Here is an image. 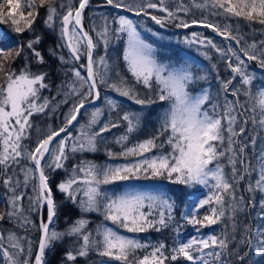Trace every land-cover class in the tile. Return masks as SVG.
Returning <instances> with one entry per match:
<instances>
[{"label":"snow or ice","instance_id":"snow-or-ice-1","mask_svg":"<svg viewBox=\"0 0 264 264\" xmlns=\"http://www.w3.org/2000/svg\"><path fill=\"white\" fill-rule=\"evenodd\" d=\"M6 6L9 10L5 13ZM89 6L90 0H75L74 4L71 0L0 3V23H8L17 34L0 29V183L9 193L0 222H15L27 230L28 226L35 227L30 219L33 212L40 218L35 254L33 242L26 236L14 231L5 236L0 230L3 264H47L46 251L66 237H74L77 245L65 253L66 262L95 252L107 258L101 264H128L137 250L150 249L137 264H169L180 259L189 264H258L253 256L264 258V138L259 135L264 132V86L252 90L255 76L248 71L247 62H257L264 69V41L248 43L237 29L218 20L235 17L249 25H264V0H189L187 4L176 0L175 8L168 5V0H103L102 7L147 18L161 29L169 24L182 29L192 25L210 29L229 42L227 47L197 32L185 42L214 50L228 69L226 78L220 77L215 63L205 69L169 51L171 46L161 42L162 34L144 19L138 22L126 15L109 19L110 14L100 13L102 23L86 30L84 13ZM41 9L46 13L43 22L48 29L56 31L59 21L60 43L50 49V54L62 65H71L50 96L43 95L44 90L53 88L49 73L33 72L30 65L33 59L38 65L45 63L38 50L42 37L34 28ZM193 9L200 11L202 19L181 18ZM141 29L156 39L149 42ZM25 32L32 33L27 41L18 38ZM121 41L122 54L116 60L122 63H114L108 49ZM101 46L103 54L96 52ZM64 48L69 50V59L57 52ZM204 55L212 59L209 51ZM19 59L25 63L17 71L12 65ZM82 59L85 62L79 63ZM212 79L219 84L215 93ZM103 89L140 107L127 109L118 99L106 95L103 99L108 118L102 121L104 111L95 108L74 136L69 129L80 123L78 117L86 105L101 99ZM62 106L68 111L61 113L59 127L35 128L34 116H53ZM148 125L153 127L152 134L129 146L130 137ZM121 126L124 132L115 138L121 151L107 149V155L135 157L134 161L121 165L82 161L72 166L66 179L54 183L53 174L67 171L71 155L98 151L104 134ZM258 140L262 146L257 151ZM141 178L166 180L197 191V186L207 189L202 198L197 196L192 201L190 211L182 218L188 225H198V233L202 228L223 224L221 233L186 241L176 238L171 247L163 241L152 244L121 234L118 229L127 233L172 229L180 236L177 194L166 186L125 184L120 191L104 187ZM29 187L31 195L25 191ZM56 192L82 213H97L103 221L93 231L88 228L90 221L82 216L64 231L56 230ZM188 196H196V192ZM26 198L27 207L23 203ZM206 206L200 217V210Z\"/></svg>","mask_w":264,"mask_h":264},{"label":"trees","instance_id":"trees-1","mask_svg":"<svg viewBox=\"0 0 264 264\" xmlns=\"http://www.w3.org/2000/svg\"><path fill=\"white\" fill-rule=\"evenodd\" d=\"M21 4L24 5L26 3V0H20ZM65 3H68L69 0H64ZM71 2L74 4L75 0H71ZM185 4L189 3V0H184ZM0 3H4V0H0ZM103 5V0H90V6L85 9L84 13V24H85V29L88 30L92 27L93 24L99 25L102 23V21L99 19L100 13H105V14H110L109 19H111L112 16H116L118 14H121L119 10L113 9L110 6L109 7H102ZM168 5L172 8H175L176 6V0H168ZM9 9L7 6L5 7V13ZM25 13L27 12V8H23ZM154 14H159L155 13V10H153ZM46 13L43 9H41L40 17L37 20V23L34 25L35 32L36 34L40 35L42 37L41 43L38 45V50L41 51L42 55L44 56L45 63L43 65H38L35 62V59H33L30 62L31 65V70L33 72H40V71H46L49 73V78L50 81L53 84V88L51 91L49 90H44L43 95L44 96H50L54 95L56 91V87L61 84L62 80L64 79V73L67 69V67H70L71 65H62L61 62L54 56L50 54V49L56 48L57 44L60 43L58 40V35H59V21H57V29L56 31H52L51 29H48L44 25V17ZM18 18V17H17ZM181 18L187 21H191L192 19L200 20L202 19L201 13L199 10L193 9L188 15L181 14ZM141 19H144L145 22L151 26L154 30L162 32V29L158 26L155 25L153 22L150 20H147V18H139L136 17L137 21H140ZM212 20L216 21V17H211ZM218 22L221 24L223 23H228L232 26L233 29L238 30V34L242 35L244 39L248 42L251 43L252 41H256L259 43L260 41H264V25H260L258 23L251 24L242 18H230L229 20H224L223 18H219ZM167 27H175L174 24H169ZM0 29L11 32L13 36H16L14 32H12V29L8 23H0ZM192 32H197V33H202L204 36H207L215 43L218 45H221L223 47H227V44L229 43L228 41H224L222 37L217 35L216 33L212 32L210 29H205L200 25H192L190 28L186 29L185 35H191ZM95 35L94 33H92ZM32 35V33L25 32L22 37H18L19 39L23 41H27V39ZM144 36V35H143ZM146 39L149 40V42H152V39H150L147 36H144ZM180 38H182V35H180ZM200 48H203L199 46ZM123 50V42H118L114 45H112L108 49V53L112 58V62L114 63H122L116 60L118 55L122 54ZM209 51V55L212 57L211 60L207 59L206 57L203 58L207 65L211 67L213 63L217 64V68L219 70V74L221 78H226L228 76V69L225 67L224 63L219 60L218 54L215 53L214 50H206ZM58 54L63 55L65 59H69V50L67 48L64 49H57ZM96 52L99 54L104 53L103 47H99L96 49ZM85 61L82 59L79 63H84ZM25 61L23 59L17 60L13 65V69H16L17 71L19 69H22L24 67ZM248 63V71L251 72L252 70L260 69L258 66L257 62L254 61H249ZM208 69V68H205ZM83 71V70H82ZM216 75L215 72L212 73V76L214 77ZM210 83L213 88V93H215L216 89L219 87L218 81L215 79L210 80ZM253 85H252V90H253ZM110 90L108 89H103L101 92V99H100V104L96 106V108H101L104 111V116L101 117V120L104 121L108 118V111L106 108V105L104 103V95L106 92ZM113 94H116L114 92H111ZM118 95V94H116ZM120 102L127 108V109H138L140 106L134 105L131 101H128L126 98L120 97ZM156 107V106H153ZM95 108H91L87 111L82 112V116L79 117V124H77L73 129L70 131L72 134L75 136L77 132L79 131L80 125L84 124L87 122V120L90 118V113L94 110ZM68 107L67 106H62L53 116H44V115H36L34 116L33 119V124L35 128L39 129H45L49 125L52 126L53 128L59 127L62 123L63 116L61 113L67 112ZM157 111L159 109L157 108ZM155 119V117H153ZM249 128H251V125H249ZM124 132V127L121 126L119 129H113L110 133H105V139L103 140L102 143L98 144V151L96 152H84V153H75L71 155L69 161L67 162V171L60 170L54 173V183H58L64 179L67 178V176L71 173V169L73 165L80 164L82 161L84 162H92L97 165H106V164H111V165H121L128 163L129 161H134L135 157H120L117 156L116 158H109L107 155V149H111L115 153H119L121 151L120 145L115 143V138L120 136ZM153 132V127L152 125H148L146 128H144L141 131H138L137 133H134L130 139H129V146L131 144L135 143L137 140H143L147 138L149 135H151ZM261 136V132L259 133ZM36 138L35 131L32 134V142L34 145ZM257 141V146H258ZM26 144L28 143L27 141L25 142ZM154 152L156 150H153ZM251 155V153H249ZM148 155H151L149 153ZM253 164H255V160H253ZM21 179H22V173H21ZM166 181V180H165ZM168 182V181H167ZM169 183V182H168ZM171 184V183H170ZM244 182H241V188H243ZM172 185V191L173 193L178 194V192H181V194H184V192L188 189L187 187L183 185H176V184H171ZM107 187V186H104ZM109 190H112L110 188ZM27 195H31V188L29 187L28 189L25 190ZM8 190L3 186L2 183H0V211H4L5 207L7 205V200H8ZM244 195H248V193H244ZM55 198L57 201V204L59 206V212H58V218L56 220V223L54 227L58 231H64L66 228L69 227L70 224H72L75 220L81 218L82 216L89 220L90 223L88 225L89 230H95L96 226L100 224V220H103V217L97 213H82L77 205L71 203L70 201H67L64 197L63 194L56 192L55 193ZM257 199H259V195L257 194ZM25 207L28 206V200L27 198L23 201ZM184 201L182 199H177L176 200V219L180 223V236L177 237L176 233L172 229H167L162 232H155L153 230H150L145 233H134L137 236V239H139L141 242H146V243H152L155 244L157 242L163 241L166 245L171 247L173 245L174 239L178 238L180 239L181 234L185 230V228L188 226V224L184 221L182 218L184 214ZM255 211V210H253ZM43 215L46 218V210L43 211ZM30 219L35 221V227L28 226V229L26 230L23 227H20L18 224L15 222L8 223V222H0V230L4 231L5 236L7 235V232L9 231H14L17 233L19 236H26L28 239H30L33 244V253L35 254L36 251V245H37V240L39 236V231H38V226L40 222L39 215L35 212H33L30 216ZM111 223V222H109ZM224 227L223 224H217L213 225L214 233L219 235L221 233L222 228ZM5 246H7L6 241H5ZM76 241L74 237H66L62 242H59L56 244L54 248H52L51 251H46V256L45 259L47 261V264H65L66 262V256L65 253L74 247H76ZM147 251H150V249L144 250H137L133 255H130L129 257V263L132 264H137V261L139 258H142L143 255L147 253ZM100 256L97 255L95 252H92L89 254V257L87 258H81L78 257L76 261H68L66 264H99ZM253 259L258 261V264H264V258L262 257H256L253 256ZM184 260L180 259L176 262H169V264H184ZM0 264H3L2 259H0Z\"/></svg>","mask_w":264,"mask_h":264},{"label":"rangeland","instance_id":"rangeland-1","mask_svg":"<svg viewBox=\"0 0 264 264\" xmlns=\"http://www.w3.org/2000/svg\"><path fill=\"white\" fill-rule=\"evenodd\" d=\"M121 15V14H120Z\"/></svg>","mask_w":264,"mask_h":264}]
</instances>
